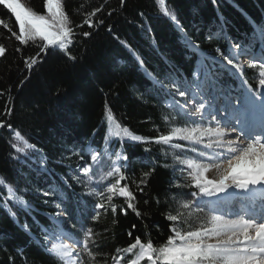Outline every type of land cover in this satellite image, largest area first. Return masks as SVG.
<instances>
[{
    "label": "trees",
    "instance_id": "16d2710c",
    "mask_svg": "<svg viewBox=\"0 0 264 264\" xmlns=\"http://www.w3.org/2000/svg\"><path fill=\"white\" fill-rule=\"evenodd\" d=\"M22 2L39 13L44 12L43 0ZM63 3L76 33L69 48L76 59L69 60L59 49L49 48L31 71L25 67V60L39 52V48L32 42L21 45L14 38L12 33L18 34L19 26L9 10L0 5V21L3 22L0 44L6 47V55L0 57V92L3 93L0 120L11 124L13 130H18L40 150L26 156L16 153L10 145L12 132L7 127L0 129V177L13 185L30 205L26 210L12 206L17 213L13 217L3 207L6 192L0 188V264H56L43 250V230L52 232L57 228L54 218L61 209L66 210L62 219L67 221L64 228L75 238L82 239L81 224L97 234L94 239L99 248L90 246L99 255L93 261L81 252L84 264H113L116 250L126 248L136 237L144 241L150 237L155 245L163 244L170 235L172 223L165 219V214H175L179 200H192V192H198L193 187H172L185 182L180 171L182 166L173 156L193 158L191 148L200 150V147L174 141L183 146L182 150H176L162 144L119 138L109 144L106 133L111 138L117 129L109 128L103 119L105 103L119 124L132 134L142 137L166 134L170 125L163 117L175 114L168 105L178 98L154 90L145 72L161 78L171 74L182 85L185 80H193L199 70L202 79L205 73L214 71L212 58H220L217 49L228 52L231 45L225 36L234 42H247L252 32L250 20L264 23V0H166V6L175 12L187 35L199 44V50H194L187 47L183 34L159 11L156 0H126L124 6L120 0H63ZM101 7L102 11L92 22L102 19L103 24L96 28L86 24L75 27L83 24L87 13ZM221 20L225 32L209 39L210 32H220ZM83 32L91 35L84 37ZM121 41L139 53L145 62L144 68ZM17 48L20 51H16ZM244 72L249 85L256 88L257 69L248 68ZM217 73H220L219 87L229 90L237 87V76L224 70ZM6 105L11 109L10 115L4 114ZM172 123L183 125L186 121L177 118ZM89 145L92 149L111 152L112 158L117 151L127 156L126 163H119L126 166L123 171L127 179L121 184H128L135 197L133 203L142 216L127 208L124 197L117 196L112 201L117 208L115 214L111 209L107 213L100 210V219L91 220L97 199L87 195L83 184L72 178L77 175L78 165L90 163L85 152L83 160L74 153ZM17 156L20 159H16ZM40 157L45 158L48 171H37ZM109 166L111 161L103 159L98 167L107 171ZM152 168L155 171L141 191L137 187L141 175ZM114 180L109 178L108 182L114 183ZM45 192L50 194L46 196ZM57 204L61 207L57 208ZM121 208L127 211L126 215ZM207 215L204 209L189 224L181 226L188 230L199 227L203 221L206 225ZM120 255L126 257L121 264H129V259L134 258L132 254Z\"/></svg>",
    "mask_w": 264,
    "mask_h": 264
},
{
    "label": "snow or ice",
    "instance_id": "6c2138e0",
    "mask_svg": "<svg viewBox=\"0 0 264 264\" xmlns=\"http://www.w3.org/2000/svg\"><path fill=\"white\" fill-rule=\"evenodd\" d=\"M125 3L126 0H120L121 6ZM156 4L163 16L167 17L176 30L183 34L187 47L199 50V44L187 35L175 12L166 6V0H156ZM0 5L9 10L19 26V33H12L14 38L21 45L32 42L39 48V52L25 60V67L29 71L41 62V54L46 55L49 48L59 49L69 60L75 61L76 57L70 54L69 48L76 33L63 0H43V13L26 6L22 0H0ZM101 11L102 7L87 13L83 24L75 27H83L86 24L89 28H96L103 24L102 19L96 23L92 22V18ZM2 23L0 21V24ZM250 24L252 32L248 34L247 42H234L225 36L231 45L228 52L217 49L219 60L212 58L213 64L218 63L220 69L227 74L238 76L241 79L243 91L240 96L234 97L229 90L219 87L220 73L214 71L205 73L202 79L199 78L198 73H194L196 78L191 81L185 80L182 85L171 74L161 78L146 71L145 75L152 81L153 88L158 93H164L173 98L177 95L185 98L184 102L173 99L168 105L175 110V114L163 117L164 122L170 125V129L166 134H159L156 137L132 134L128 128L119 124L108 104L105 103L103 119L109 128L115 126L117 129L111 138L106 133L105 139L109 144L112 139L119 138L145 144H162L172 149L182 150L183 146L174 141H187L190 146L202 144L203 148L208 150L198 151L192 147V151H198L197 158L173 156L177 164L185 166L180 169L185 182L175 183L172 187L177 189L193 187L198 189V192H192V200H179L175 214L172 212L165 214V219L172 222L169 226L170 235L167 240L157 246L150 237L147 241L136 237L134 242L126 248L116 250V254L112 257L113 264H121L126 258L120 255L121 253L132 254L134 258L129 259V264H144L145 261L147 264H264V23L250 20ZM9 31H11L10 28ZM224 32L225 28L221 20L220 32H210L208 38L219 37ZM82 35L89 37L91 33L83 32ZM121 43L128 48L131 55L139 62L140 67L144 68L145 62L139 53L126 42L121 41ZM16 51L20 49L17 48ZM5 55L6 47L0 44V57ZM242 57L248 58L247 67L249 69H258L256 88H252L245 78ZM0 95L3 93L0 92ZM233 100L236 101L235 104ZM221 113H227V115L222 116ZM4 114H11V109L7 105ZM177 118L185 119L186 123L183 125L172 123ZM5 127L12 132L10 145L16 153L26 156L28 153L40 151L18 130H13L11 124L0 120V129ZM85 151L82 146L80 152L74 154L80 155L83 160L82 153ZM145 151H151V149L145 148ZM89 155L90 163L85 162L83 165H78L79 172L86 179H81V175L75 174L72 178L78 184H83L87 195L97 199L94 205L96 211L91 215V220L95 222L100 219V210L107 213L111 209L115 214L117 208L112 201L117 196L124 197L127 208L138 217L142 216L136 204L133 203L135 197L129 190L128 184H121V181L127 179L123 171L126 166L117 164V161H126L127 156L117 151L115 157L112 158L111 152L99 149H92ZM15 158L20 159V156ZM105 158L111 161V166L96 180L97 186L93 187L91 185L94 182V170ZM38 163L37 171H48L44 157H40ZM153 171H155L154 168L142 173L137 185L141 191ZM210 174H214L212 178H209ZM109 178H115L114 183H108L101 190L100 185ZM64 182L68 183L67 180ZM0 188L6 192L3 207L13 217L17 213L12 210V206H17L20 210H26L30 206L24 196L18 194L17 189L3 177H0ZM229 189L236 191L229 194ZM222 193L230 195L231 201L221 200L219 194ZM44 194L47 196L50 193L45 192ZM205 197H215V199L205 201ZM258 200L259 208L256 207ZM233 202L240 203L238 212L228 215L218 212L221 206ZM145 203L148 202L145 201ZM60 207L61 205L57 204V208ZM205 207L210 213L206 225L201 223L199 227L188 230L181 226L189 224L196 214L204 211ZM120 211L127 214L123 208ZM65 212L66 210L61 209L56 216L59 217ZM54 221L57 225L56 229L52 232L47 229L43 230L45 243L42 247L56 264H84V261L80 259L81 252L86 253L93 261L95 260L99 253H94L90 245H95L98 249L99 244L94 239L97 234L92 228L85 229L81 224L82 239L75 238L74 234L65 230L66 220L54 218ZM76 226L77 224L74 223L73 227ZM25 229L27 230V225ZM131 235L132 233L129 232V236ZM66 239L71 242H66Z\"/></svg>",
    "mask_w": 264,
    "mask_h": 264
},
{
    "label": "rangeland",
    "instance_id": "374dc122",
    "mask_svg": "<svg viewBox=\"0 0 264 264\" xmlns=\"http://www.w3.org/2000/svg\"><path fill=\"white\" fill-rule=\"evenodd\" d=\"M233 50H234V49H233ZM241 60H242L243 66H244V70H245V69H248V67H247V64H248V58H247V57H242ZM211 67H212V69H213L215 72H218L219 70H222V69H220L219 64H218L217 66L214 65V64H211ZM257 70H258V69H257ZM195 78H196V77H195ZM218 86H219V84H218ZM229 91L231 92V94H232L234 97H235V96H240L241 93H242V91H243V88H242V82H241V86H239V88H237V89H235V90H229ZM177 98H178V100H180L181 102H184V99H185V98H181V97H179L178 95H177ZM233 103L235 104L236 101L233 100ZM169 104H170V103H169ZM189 107H191V105H189ZM221 115H222V116H226L227 113H221ZM205 123H206V122H205ZM183 142H187V141H183ZM198 146L200 147V150L208 151L207 149H204V148H203V145H202V144H199ZM191 151H192V150H191ZM198 151H199V150H198ZM198 151H195V152L192 151L193 154H195V157H193V158H197V157H198ZM86 152H87V155H88L89 158H90L89 153L91 152V150L87 149ZM105 161L108 162V161H110V160L107 159V158H105ZM121 161H123V163H124V160H121ZM121 161H117V164H119ZM181 166H182V168L185 167V166H183V165H181ZM96 168H97V170L94 171V182H93V184L91 185V186H93V187L97 186V184H96V180H97L102 174H104V173L107 172V171H103L102 167H96ZM109 168H110V166H109ZM109 168H108L107 170H109ZM76 170H77V175H81V179H86V178L83 177V175L79 172L78 167L76 168ZM213 175H214V174H210V177H209V178H212ZM108 180H109V179H108ZM108 180H105V181L100 185L101 190H103L104 187L107 186V184L109 183ZM233 190H234V189H233ZM235 191H236V190H235ZM230 193H231V192H229V194H230ZM219 196H220L221 200H229V201H231V196H230V195H224V194L222 193V194H219ZM209 199H215V197H213V198H207V197H205V198H204L205 201H207V200H209ZM245 203H247V202L245 201ZM257 204H258V203H257ZM256 207H257V205H256ZM239 209H240V203H239V202H233V203H228V204H225V205L221 206V207L218 209V212H219V213H222V214H225V215H228L229 213H236V212H238ZM56 214H57V213H56ZM55 218H56V219H60V220H62V219L64 218V215H61V216H59V217H57V216L55 215ZM207 218H208V216H207ZM233 218H234V217H233ZM54 222H55V221H54ZM202 223L205 224L206 221H203ZM55 224H56V223H55ZM66 242H71V241L66 239Z\"/></svg>",
    "mask_w": 264,
    "mask_h": 264
},
{
    "label": "bare ground",
    "instance_id": "6f19581e",
    "mask_svg": "<svg viewBox=\"0 0 264 264\" xmlns=\"http://www.w3.org/2000/svg\"><path fill=\"white\" fill-rule=\"evenodd\" d=\"M219 60V59H218ZM259 119V117L257 116V120ZM87 149H89V150H92V148H89V146H86V148H85V150H87ZM85 153L87 154V152L85 151ZM124 163H126L125 161H124ZM235 190H233V189H229V192H234ZM225 195V194H224ZM257 208H259V206H260V204H259V200L257 201ZM57 226V225H56ZM44 243H45V240H44Z\"/></svg>",
    "mask_w": 264,
    "mask_h": 264
}]
</instances>
